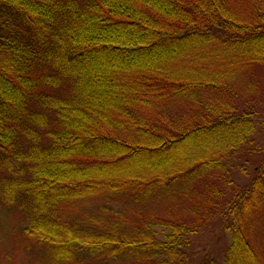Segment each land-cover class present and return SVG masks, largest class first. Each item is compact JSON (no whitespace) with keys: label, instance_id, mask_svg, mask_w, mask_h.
Here are the masks:
<instances>
[{"label":"trees","instance_id":"16d2710c","mask_svg":"<svg viewBox=\"0 0 264 264\" xmlns=\"http://www.w3.org/2000/svg\"><path fill=\"white\" fill-rule=\"evenodd\" d=\"M257 66L264 0H0V209L27 263L264 264V146L231 178Z\"/></svg>","mask_w":264,"mask_h":264},{"label":"rangeland","instance_id":"374dc122","mask_svg":"<svg viewBox=\"0 0 264 264\" xmlns=\"http://www.w3.org/2000/svg\"><path fill=\"white\" fill-rule=\"evenodd\" d=\"M254 74V75H253ZM248 74L245 79L251 80L249 82L255 83L253 88L257 85V89H253L248 95L242 92V100H239V105L243 109L254 110L257 113L255 117V129L250 138L240 147V152L234 160V165L231 170V178L233 186H244L249 184L256 166L262 159V150L259 152L261 146H264V68L257 66L255 73ZM247 92V91H246ZM219 188H224L222 182L219 183ZM228 192V190H225ZM225 192V193H226ZM228 198L229 194H225ZM16 216L6 209H0V264H28L27 256L21 246L15 244V226ZM208 237L207 251L210 256H218L222 259L226 247L231 242V235L229 232H221L220 230H212L206 235ZM204 244H200L202 247ZM198 251V250H197ZM189 257L186 264H201V260L205 255Z\"/></svg>","mask_w":264,"mask_h":264}]
</instances>
